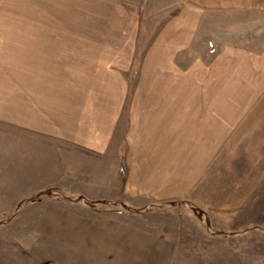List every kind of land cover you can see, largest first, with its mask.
Listing matches in <instances>:
<instances>
[{
	"label": "rangeland",
	"instance_id": "1",
	"mask_svg": "<svg viewBox=\"0 0 264 264\" xmlns=\"http://www.w3.org/2000/svg\"><path fill=\"white\" fill-rule=\"evenodd\" d=\"M101 90L105 148L24 144ZM0 264H264V0H0Z\"/></svg>",
	"mask_w": 264,
	"mask_h": 264
},
{
	"label": "crops",
	"instance_id": "2",
	"mask_svg": "<svg viewBox=\"0 0 264 264\" xmlns=\"http://www.w3.org/2000/svg\"><path fill=\"white\" fill-rule=\"evenodd\" d=\"M106 91L101 90L99 94H89L88 102H91L92 106L84 108L79 105L78 95L72 93L67 96L65 94L52 95L48 100L50 104L47 105V120L39 113L38 118L35 117V121L31 123V125L35 124L34 129L25 126L24 144L32 148V144H38L41 140L40 143H42L43 138H46L51 143H70L88 150L105 148L113 134V119L116 118L115 113L118 112L121 102L119 96H112ZM92 113L95 117L93 119L90 118ZM45 127L49 131V139L45 136Z\"/></svg>",
	"mask_w": 264,
	"mask_h": 264
}]
</instances>
